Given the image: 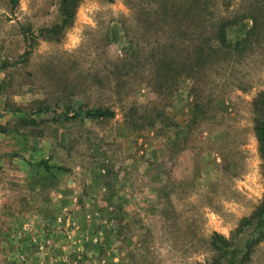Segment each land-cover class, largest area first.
I'll use <instances>...</instances> for the list:
<instances>
[{
	"label": "rangeland",
	"instance_id": "rangeland-1",
	"mask_svg": "<svg viewBox=\"0 0 264 264\" xmlns=\"http://www.w3.org/2000/svg\"><path fill=\"white\" fill-rule=\"evenodd\" d=\"M16 1L0 0V264H240L264 201V0H78L43 36L60 0ZM97 107L114 117L71 116ZM241 264H264V237Z\"/></svg>",
	"mask_w": 264,
	"mask_h": 264
},
{
	"label": "trees",
	"instance_id": "trees-1",
	"mask_svg": "<svg viewBox=\"0 0 264 264\" xmlns=\"http://www.w3.org/2000/svg\"><path fill=\"white\" fill-rule=\"evenodd\" d=\"M15 5L17 3L16 0H11ZM78 0H60V6L59 10L61 13V20L59 23H56L50 27H44L38 29V36H43L44 34H53L56 35L59 32H61L64 28L69 26L72 23V19L74 17L75 12V4ZM230 22V21H227ZM225 25L227 23H221L218 27V38L220 40V43L222 46L226 47L229 46L227 43H225ZM23 34H24V41L28 42L29 39L32 38L33 33L29 27H23ZM159 73L161 74L162 78L165 81H168L169 75H168V67L169 64L166 62H163L162 60H159L157 62ZM197 64H192L191 66V72L195 69ZM163 79H159V81L163 84L165 81ZM161 85V84H158ZM164 86V85H162ZM114 111L110 108H88L84 111L76 112L73 115H71L73 118L76 117H86L90 119H107L114 117ZM255 132L258 140V148L262 156L264 157V105H263V115L262 119L257 123L255 126ZM41 164H44L45 168H48L49 165H47L46 161H42ZM58 169H62V167L57 166ZM256 226L259 228V234L256 237V239L252 240L251 242L247 243L246 245V251L244 252L243 258L240 261V264L244 262V260H247L249 258V255L251 253V248L254 246L256 241H259L261 238L264 237V201L261 205L258 206L256 212ZM217 264H235L234 261L230 260L226 263H217Z\"/></svg>",
	"mask_w": 264,
	"mask_h": 264
}]
</instances>
